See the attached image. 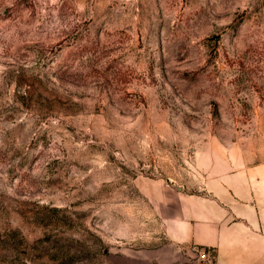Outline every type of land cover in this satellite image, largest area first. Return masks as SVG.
<instances>
[{
    "label": "rangeland",
    "instance_id": "1",
    "mask_svg": "<svg viewBox=\"0 0 264 264\" xmlns=\"http://www.w3.org/2000/svg\"><path fill=\"white\" fill-rule=\"evenodd\" d=\"M224 158L264 171V0H0V264H217L176 238Z\"/></svg>",
    "mask_w": 264,
    "mask_h": 264
},
{
    "label": "crops",
    "instance_id": "2",
    "mask_svg": "<svg viewBox=\"0 0 264 264\" xmlns=\"http://www.w3.org/2000/svg\"><path fill=\"white\" fill-rule=\"evenodd\" d=\"M224 158L204 190L182 193L177 240L212 248L217 264H264V171Z\"/></svg>",
    "mask_w": 264,
    "mask_h": 264
}]
</instances>
